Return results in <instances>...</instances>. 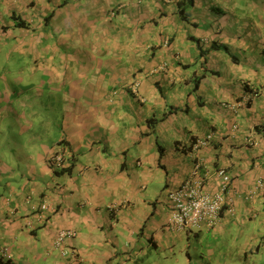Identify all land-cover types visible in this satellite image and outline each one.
I'll return each mask as SVG.
<instances>
[{
  "label": "crops",
  "instance_id": "crops-1",
  "mask_svg": "<svg viewBox=\"0 0 264 264\" xmlns=\"http://www.w3.org/2000/svg\"><path fill=\"white\" fill-rule=\"evenodd\" d=\"M179 2L0 1V264H264V0ZM197 158L228 203L176 231Z\"/></svg>",
  "mask_w": 264,
  "mask_h": 264
},
{
  "label": "built area",
  "instance_id": "built-area-1",
  "mask_svg": "<svg viewBox=\"0 0 264 264\" xmlns=\"http://www.w3.org/2000/svg\"><path fill=\"white\" fill-rule=\"evenodd\" d=\"M251 100L252 96L249 95L244 98L243 102L249 103ZM212 141L213 135L209 134L205 138L198 139L193 144V149L200 151L208 147ZM64 156L63 150H61L53 155L50 162L59 168L62 165L65 166ZM202 165L203 162L197 158L194 161L191 180L183 183L169 194L171 204L169 223L176 231H187L201 226L214 229L221 221V215L228 203L226 195L231 184V177L226 170H218L219 190L214 194L205 192L201 180H199ZM259 185L262 186V183L260 182ZM41 210L46 211L47 206L42 205ZM76 235L75 231H61L55 240V247L57 249L61 248L66 241L75 238Z\"/></svg>",
  "mask_w": 264,
  "mask_h": 264
},
{
  "label": "trees",
  "instance_id": "trees-1",
  "mask_svg": "<svg viewBox=\"0 0 264 264\" xmlns=\"http://www.w3.org/2000/svg\"><path fill=\"white\" fill-rule=\"evenodd\" d=\"M180 1V0H179ZM186 0H181V2H179V6H185L184 3H185ZM189 2V1H188Z\"/></svg>",
  "mask_w": 264,
  "mask_h": 264
},
{
  "label": "rangeland",
  "instance_id": "rangeland-1",
  "mask_svg": "<svg viewBox=\"0 0 264 264\" xmlns=\"http://www.w3.org/2000/svg\"><path fill=\"white\" fill-rule=\"evenodd\" d=\"M143 262H145V263H143V264H148V262L145 261V259H143ZM169 264H171V261H170V260H169Z\"/></svg>",
  "mask_w": 264,
  "mask_h": 264
}]
</instances>
